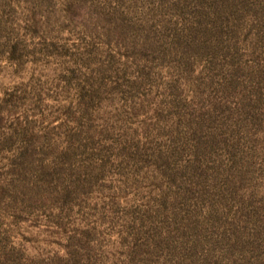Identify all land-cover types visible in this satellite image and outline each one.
<instances>
[{"label": "rangeland", "instance_id": "rangeland-1", "mask_svg": "<svg viewBox=\"0 0 264 264\" xmlns=\"http://www.w3.org/2000/svg\"><path fill=\"white\" fill-rule=\"evenodd\" d=\"M0 264H264V0H0Z\"/></svg>", "mask_w": 264, "mask_h": 264}]
</instances>
